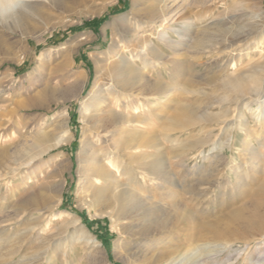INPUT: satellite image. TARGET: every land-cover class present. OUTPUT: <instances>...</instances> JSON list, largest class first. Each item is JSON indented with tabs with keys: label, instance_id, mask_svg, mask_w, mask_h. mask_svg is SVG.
I'll return each mask as SVG.
<instances>
[{
	"label": "bare ground",
	"instance_id": "6f19581e",
	"mask_svg": "<svg viewBox=\"0 0 264 264\" xmlns=\"http://www.w3.org/2000/svg\"><path fill=\"white\" fill-rule=\"evenodd\" d=\"M89 1L0 0V59L21 63L23 44L40 35L41 26L53 20L55 13L89 10ZM103 1L88 13L99 15L116 0ZM225 1L132 0L130 12L112 18L107 25L110 41L107 49L94 57L96 77L85 96L82 93L87 74L79 75L72 59L75 48L82 43L78 41L65 49L53 71L48 70L37 95L18 104L22 108L59 105L68 99L79 103L82 131L76 156L78 203L91 213L111 219L122 235L117 248L123 264H205L211 256V249L206 251L208 241L220 240L222 245H228L232 238L246 233L264 238L262 199L234 211L225 220L228 224L207 223L198 233L193 215L172 204L178 220L187 226L181 231L185 238L183 248H173L172 239L164 233L175 227L172 219L161 223L150 220L154 210L163 208L150 192L171 201L183 195L194 202L195 195L207 194L219 184L211 169L198 175L202 181L196 190L185 188L190 174L178 177L172 167L183 168L178 161L187 149L179 145L174 135L194 130L202 134L208 122L224 124L228 117L233 119V126L238 123L245 160L243 169L234 171L236 182L228 186L237 189L244 186V180L258 179L253 193L264 196V23L250 8L263 0H230L220 11L219 6ZM15 37L18 39L10 40ZM48 57L49 53L43 55L40 64ZM53 80L63 87H52L56 83ZM204 88H209L210 94ZM6 94L0 85V101L8 108L14 104V97ZM181 96L195 102L212 99L198 110L194 104L183 103ZM213 107L218 109L216 115L208 113ZM8 115H12L11 110ZM247 116L254 118L255 128L248 126ZM36 127L34 133L25 125L21 128L26 135L22 136L20 151L0 149V182L5 187L2 201L8 202L25 187H35L13 206L14 216L4 222L19 224L22 219H29L32 223L20 231L21 236L36 234L43 239L40 244L45 249L39 250L44 259L49 257L48 261L54 262L59 258L68 264L67 249H72L75 242L82 241L92 250L96 245L78 217L59 210L65 172L71 161L54 151L74 140L66 109L56 115L48 129ZM224 129L230 128L225 125ZM6 137L0 132V144ZM213 140L200 142L211 146L205 156L210 164L213 159H223L218 151L223 153L234 145L231 133L225 135L224 143ZM55 198L57 204L53 206ZM50 217L60 222L57 232L64 237L54 240L55 234L41 236V228ZM7 232L9 229L2 230L0 239H5ZM197 235L206 242L195 244ZM258 250L259 247L247 258L248 264H264V258L257 256Z\"/></svg>",
	"mask_w": 264,
	"mask_h": 264
},
{
	"label": "rangeland",
	"instance_id": "374dc122",
	"mask_svg": "<svg viewBox=\"0 0 264 264\" xmlns=\"http://www.w3.org/2000/svg\"><path fill=\"white\" fill-rule=\"evenodd\" d=\"M251 1L254 3L256 0ZM103 2V0H90L88 5L91 9L89 10L100 7ZM131 2L132 0H116L99 15H92L88 13L89 10L55 13L53 20L41 26L40 35H35L37 37L34 36L28 39L27 43L23 44L24 59L21 63H16L10 59H0V85L3 86L5 93L9 94V96H7V94L5 96L14 97V104L10 106L11 108H7V106L0 101V132L7 136L0 144V149L8 148L20 151V146L23 144L22 136L26 135L25 129H21L24 125L28 131L31 130L33 133L35 128H37L36 126H38L40 130H46L51 126L56 115L62 109H66L68 113V127L74 136V140L71 144L62 146L54 151V154L59 152L65 154L71 161V166L65 172L66 184L61 194L62 204L59 210L68 211L78 217L96 245V248L92 250L83 246L82 241L75 242L72 249H67L68 264H123L119 260L120 252L117 248V245L122 239V235L116 231L109 217L99 216L93 212L91 213L87 208L81 207L78 203L77 193L80 183L77 175L76 156L80 149L82 131V125L79 121V103L76 100L68 99L65 104L61 103L59 105L55 103H46L40 106L22 108L19 107L18 104L27 98L37 95L38 91L44 86L47 74L49 73L48 70L52 68L51 71H53L56 65L61 62V57L65 49L78 41L82 43L75 48L72 59L74 60V70L79 75H82L83 72L87 74L88 82L82 93L83 96H85L90 91L96 77L94 57L98 53L105 51L110 41L111 31L107 25L111 22L112 18L130 12ZM230 2V0H226L224 2L225 4L219 6V10L222 11L226 4L228 5ZM250 8L257 11L264 23V0L262 4H260V2L253 5L251 4ZM46 28L50 30L45 31ZM16 39H18V37L10 38L11 41ZM48 53L49 57L44 64L41 65L39 59ZM254 57H257V55L254 54ZM203 75L204 73L201 74V76ZM53 82H56L52 85L55 89L60 90L63 87V85L56 80H53ZM63 84H66V82L64 81ZM203 90H206V88ZM206 91L210 94L209 88H207ZM180 98L183 99L185 97L181 96ZM206 98L209 99L203 100V102H201V100L198 101L200 103L195 102L192 98L183 99L182 102L185 104H194L195 107L200 110V107H204L212 99L211 97ZM216 108L213 107L212 110H208V113L216 115L218 113V109ZM253 108L255 109L256 106H253ZM9 110L12 111V115L10 116L8 115ZM246 120H248V126L255 128L256 124L254 118H248L247 116ZM232 122L233 119L228 117L224 124L208 122L202 134H198L196 133L197 131L194 130L192 132L174 135V137H178L179 145L181 143V145L187 149L185 155L178 161L183 165V168L180 169L176 165L172 167L173 173L177 171L178 177L186 176L187 172V174H190L184 184L185 188L196 190L198 188V182L202 181L200 177L198 178V175H205V172L211 171V169L213 173L212 176H216V179L219 178V184L212 187L207 194L201 193V196L195 195L196 200L194 202L189 201L187 196L183 195H179L175 200L171 201L160 197L157 192H150L151 197L155 199L156 202L159 201L163 205L162 210H158V208L154 210L153 214L150 216V220L155 223H161L166 219H172L175 224L174 228L164 232L165 235H168L172 239L173 248L184 247L183 240L185 238L182 236L181 231L186 230L187 226L178 220L177 213L174 211L175 209L172 204L193 215L196 219L194 227L197 232L207 223L228 224L226 221L234 211L244 209V207L254 200H264L262 194L253 193L259 184L258 179L255 180L256 182L244 180V186L237 189L228 186L229 183L236 182L234 171L239 172L243 169L242 165L245 161L240 146V141L243 137L238 131V123H236V126H233ZM225 125H228L230 129L232 128L231 131H229L230 129L225 130ZM22 131L24 132L22 133ZM227 133H231L234 137V145L231 150L226 148L223 153L218 151L217 154L219 153L223 159H213L212 164H210L205 156L208 154L211 146L209 144L202 146L200 144V142H202L201 140L209 139V141H212L214 139V143H224ZM169 164L170 163H168V165ZM194 171H196L197 175L193 173ZM34 190L35 187H25L19 192H15L12 199L8 202H4L2 201V197L5 194V187L3 182H0V232L4 229H9V232L5 233V235H7L6 238L0 239V264H18L23 260L25 261L23 264H63L58 260L59 258H55L54 262H49V257L44 259L43 256H41V251L44 250L45 247H42L40 244L43 239L37 237L36 234L33 236L34 238L29 235L21 236L20 231L32 223L29 219L27 221V219L24 218L19 224L13 221L10 223L4 222L6 219L14 216L15 211L13 206L15 207L17 202L25 199V197ZM195 190L193 191L199 194ZM56 204L57 200L55 198L51 205L54 206ZM59 225L60 222L52 217L46 219V223L40 231V233H42L41 236L45 238L48 236V233L55 234L54 240L64 237L65 234L62 233L59 235L57 232ZM150 225L154 226L152 223ZM13 238L15 239L12 240ZM232 239L233 240L228 245H222L223 242L220 240L206 242L197 235L194 242L195 244L206 242V251L208 252L210 251L208 249H211V256L206 260L205 264H248L250 260L247 258H249L258 247L259 250L256 252L257 256H259V258H264V238L246 233ZM8 240L9 244L6 243ZM10 254L11 257L8 256Z\"/></svg>",
	"mask_w": 264,
	"mask_h": 264
}]
</instances>
